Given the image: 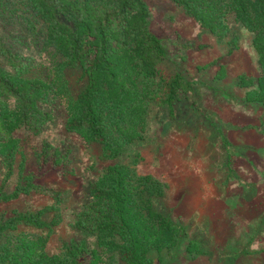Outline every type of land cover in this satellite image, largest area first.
<instances>
[{"label":"trees","instance_id":"trees-1","mask_svg":"<svg viewBox=\"0 0 264 264\" xmlns=\"http://www.w3.org/2000/svg\"><path fill=\"white\" fill-rule=\"evenodd\" d=\"M218 37L229 32L230 14L255 33L252 45L260 74L247 98L264 101V0H172ZM23 30L32 48L48 62L47 72L20 49L0 45V204L38 189L25 157L18 169L19 134H40L52 120L49 105L60 99L66 128L102 146L107 160L121 156L147 127L151 102L173 106L195 81L165 66L167 50L153 32L147 0H18ZM29 37V36H28ZM78 71V83L73 74ZM83 85L80 89L79 85ZM244 85L252 84L249 80ZM78 85V86H77ZM49 145L38 155L44 162ZM12 190L7 186L14 176ZM137 183L124 163L108 164L91 184L71 226L96 235L103 255L92 257L85 241H63L50 253L47 244L61 223V194L38 210H16L0 218V264H88L116 251L127 264H151L150 251L170 248L181 231L154 208L163 190ZM49 213H55L47 218ZM103 256V257H102ZM96 263V262H95Z\"/></svg>","mask_w":264,"mask_h":264},{"label":"rangeland","instance_id":"rangeland-1","mask_svg":"<svg viewBox=\"0 0 264 264\" xmlns=\"http://www.w3.org/2000/svg\"><path fill=\"white\" fill-rule=\"evenodd\" d=\"M147 1L153 8L152 30L166 46L165 66L195 81L193 91L173 106L151 102L142 136L112 160L104 158L100 144L69 131L62 101L53 102L48 107L53 118L40 134H19L18 169L25 157V172L39 187L0 204V218L41 209L61 194L62 221L48 251L73 240L85 241L92 257L103 255L99 238L74 229L71 222L104 167L119 162L132 169L137 183L163 190L153 197L154 208L181 231L174 246L150 251L151 264H264V101L247 98L249 90L259 87L255 33L230 14L229 32L218 37L172 0ZM19 6L18 0H0V45L22 49L37 70L47 72L40 47L28 46L31 37L19 16L23 12L14 9ZM77 78L75 71L74 84ZM47 145L51 154L41 162L38 155ZM3 174L0 163V186ZM17 181L18 175L7 189ZM92 257L88 264H127L116 251L96 263Z\"/></svg>","mask_w":264,"mask_h":264}]
</instances>
